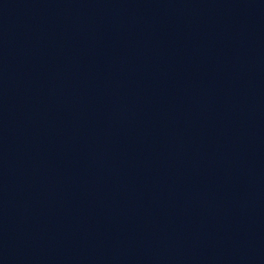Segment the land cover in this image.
<instances>
[{"label":"water","instance_id":"obj_1","mask_svg":"<svg viewBox=\"0 0 264 264\" xmlns=\"http://www.w3.org/2000/svg\"><path fill=\"white\" fill-rule=\"evenodd\" d=\"M37 264H264V0H102Z\"/></svg>","mask_w":264,"mask_h":264}]
</instances>
